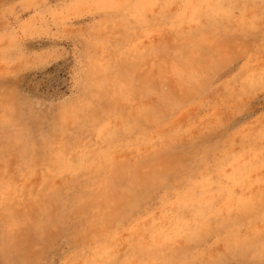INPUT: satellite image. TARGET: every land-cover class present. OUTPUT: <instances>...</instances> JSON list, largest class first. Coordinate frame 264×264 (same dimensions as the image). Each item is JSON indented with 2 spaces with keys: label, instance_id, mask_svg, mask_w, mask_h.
I'll use <instances>...</instances> for the list:
<instances>
[{
  "label": "rangeland",
  "instance_id": "1",
  "mask_svg": "<svg viewBox=\"0 0 264 264\" xmlns=\"http://www.w3.org/2000/svg\"><path fill=\"white\" fill-rule=\"evenodd\" d=\"M0 264H264V0H0Z\"/></svg>",
  "mask_w": 264,
  "mask_h": 264
},
{
  "label": "bare ground",
  "instance_id": "2",
  "mask_svg": "<svg viewBox=\"0 0 264 264\" xmlns=\"http://www.w3.org/2000/svg\"><path fill=\"white\" fill-rule=\"evenodd\" d=\"M129 14V13H128ZM169 26V25H168ZM170 235V234H169Z\"/></svg>",
  "mask_w": 264,
  "mask_h": 264
}]
</instances>
